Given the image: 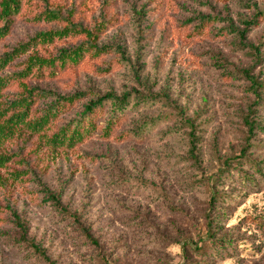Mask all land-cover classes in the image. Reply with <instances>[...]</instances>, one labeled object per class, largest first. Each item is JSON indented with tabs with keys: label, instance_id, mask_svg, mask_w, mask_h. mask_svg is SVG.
Returning <instances> with one entry per match:
<instances>
[{
	"label": "rangeland",
	"instance_id": "rangeland-1",
	"mask_svg": "<svg viewBox=\"0 0 264 264\" xmlns=\"http://www.w3.org/2000/svg\"><path fill=\"white\" fill-rule=\"evenodd\" d=\"M23 5L1 50L61 29L33 21L43 1ZM47 5L65 12V20L90 31L92 39L67 37L39 55L86 41L110 48L90 65L28 81L60 96H79L56 126L107 93L155 98L139 108L132 102L108 139L97 131L71 149H52L38 136L25 144L21 138L31 171L18 159L0 169V206L18 216L14 221L0 212V264H47L26 244L19 224L52 264H264V233L250 222L264 221V131L247 143L244 118L255 100L243 76L249 70L264 83V0H47ZM203 18H209L205 29L192 34ZM26 57L14 62V70L22 69ZM96 68L108 71L99 74ZM254 110L251 118L264 127V92ZM6 149L16 151L9 144ZM46 189L80 217L98 247L48 201ZM208 214L216 220V238L240 252L219 259L216 252L194 251L206 238Z\"/></svg>",
	"mask_w": 264,
	"mask_h": 264
},
{
	"label": "trees",
	"instance_id": "trees-1",
	"mask_svg": "<svg viewBox=\"0 0 264 264\" xmlns=\"http://www.w3.org/2000/svg\"><path fill=\"white\" fill-rule=\"evenodd\" d=\"M41 1L44 2L45 8L33 21L53 23L59 27L61 26V29L39 32L14 47H7L5 50L0 49V169L6 168L8 164L18 159V161L24 163L26 171H31L19 147L22 137H24L25 144L29 137L38 136L44 141L45 145L52 149H71L85 139L93 137L97 131L103 139H108L120 124L123 116L129 112L132 102H135V107L139 108L149 102L153 103L152 100L155 98L154 96H140V94L132 96V93L121 96L107 93L85 105L82 112L73 119L66 123L64 120L62 125L56 126L54 122L73 107L79 96H60L38 85L31 86L28 81L55 79L67 70L90 65L92 61L105 57L107 50L110 48H97L94 44H89L86 41L79 46L60 50L54 55L44 49L43 56L39 55L38 51L44 47H49L53 42L67 37L73 38L78 35H85L87 40L92 39L90 31L79 24L71 23L68 19L65 20V12L50 9L47 0ZM23 3L24 0H0V44L10 35L15 20L21 14ZM206 21H209V18H203L199 24H196L192 34H201L205 29ZM65 22L67 23L66 26ZM245 25L251 27L255 25V22L245 21ZM26 55V59L21 62L22 69L14 70L16 68L14 62ZM107 71L108 69L102 70L100 68L95 70L99 74H104ZM243 76L248 81L249 90L255 100L244 118V125L248 133L247 143H249L250 138L255 135L256 131H264V127L258 126L255 120L251 118L255 113L254 107L260 103L264 92V83L252 76L249 70H244ZM11 88L15 89L12 93ZM44 101H49L50 104L41 108L40 103ZM108 107L109 111L105 114ZM104 117H107L108 120L104 126H98V121ZM185 122L188 123V121ZM150 123L147 122L144 126ZM143 130L136 131V133L141 135ZM6 144L14 146L16 151L7 150ZM20 173L15 172L14 174L19 175ZM45 195L52 205L57 207L65 217L69 218L78 227L88 243L98 247V242L94 240L90 231L81 223L80 217L64 208L61 205L59 196L49 193L47 189ZM0 212H7L14 221H18L16 212L10 206H0ZM204 221L206 238L199 239L200 244L193 248L198 255L207 254L211 256L209 253L216 252L220 254L219 259H223L224 256L229 255V252H240L238 250L239 246L230 247L226 243V239L216 238V229L214 228L216 220L211 215L204 216ZM250 222H255L258 232L264 233V221L259 222L251 219ZM19 228L29 248L47 264H52L38 245L26 240V228L21 224H19ZM198 245L200 246L198 247ZM187 247L188 243L186 241L180 245L184 257L187 253ZM245 250L246 248H243L242 252H245Z\"/></svg>",
	"mask_w": 264,
	"mask_h": 264
}]
</instances>
